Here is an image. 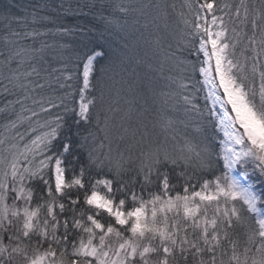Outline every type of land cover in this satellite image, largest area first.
<instances>
[{
	"label": "snow or ice",
	"instance_id": "snow-or-ice-1",
	"mask_svg": "<svg viewBox=\"0 0 264 264\" xmlns=\"http://www.w3.org/2000/svg\"><path fill=\"white\" fill-rule=\"evenodd\" d=\"M0 264H264V0H0Z\"/></svg>",
	"mask_w": 264,
	"mask_h": 264
}]
</instances>
